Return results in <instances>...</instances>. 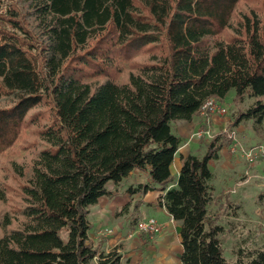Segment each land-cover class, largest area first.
Wrapping results in <instances>:
<instances>
[{
    "label": "trees",
    "instance_id": "obj_1",
    "mask_svg": "<svg viewBox=\"0 0 264 264\" xmlns=\"http://www.w3.org/2000/svg\"><path fill=\"white\" fill-rule=\"evenodd\" d=\"M232 90L254 100L232 127L264 135V0H0V264H122L89 215L134 171L126 193L182 223V264H264V246L228 261L210 213L227 132L172 175L173 123Z\"/></svg>",
    "mask_w": 264,
    "mask_h": 264
},
{
    "label": "crops",
    "instance_id": "obj_2",
    "mask_svg": "<svg viewBox=\"0 0 264 264\" xmlns=\"http://www.w3.org/2000/svg\"><path fill=\"white\" fill-rule=\"evenodd\" d=\"M200 121L199 114L191 122L180 121V130L186 129V132H194L195 126ZM227 122L228 118H216L214 127L216 130L221 131ZM248 125L249 131L245 130L244 123L236 127L244 146L249 145L253 142L252 139L257 138V134L253 130V122L248 121ZM242 133L244 134L242 135ZM185 134L179 133L176 135L181 138ZM183 138L185 139V137ZM200 145L201 141L198 139L190 137L185 140L172 166V175L175 179L180 174L182 159L190 154L199 156ZM205 152L206 145L202 149L203 155ZM219 156L218 160L211 161L209 164L214 173L215 201L212 205H214L215 212L212 213V216L217 219L218 224L224 227L221 220L228 218L226 216L232 209L229 204L247 198L248 190L253 189L251 183L258 184L260 191L263 190L264 163L250 165L251 169L246 170L243 167L244 164H247L245 160L242 157L232 155L229 147L222 149ZM240 169L249 178L244 183H235L236 171L240 172ZM126 180L119 189L117 196L114 198H101L97 205L91 207L89 215L91 224L90 240L95 245L102 242L101 250L105 253L117 249L122 255V264H182L184 253L181 239L182 223L175 221L165 207L158 206L160 192H150L146 195L126 193L128 188L146 183L147 175L145 173L134 171ZM225 211H227V214L224 213ZM144 218H154L162 225V232L157 237L151 239L137 232L136 225ZM105 230H110L112 233L103 236L102 233Z\"/></svg>",
    "mask_w": 264,
    "mask_h": 264
},
{
    "label": "rangeland",
    "instance_id": "obj_3",
    "mask_svg": "<svg viewBox=\"0 0 264 264\" xmlns=\"http://www.w3.org/2000/svg\"><path fill=\"white\" fill-rule=\"evenodd\" d=\"M235 91L232 90L227 98L222 101V105L228 109V122L225 127H227L228 133L231 135H235L236 139L240 144H244L241 136L237 132L236 128L232 127L233 123L238 117L240 112L246 111L249 106L254 102L253 99L246 98L243 104H236L234 102ZM201 121L195 126L194 132L187 131L186 129L180 130V122L173 123V131L174 134L186 133L185 136H181L182 145L185 143V140L192 137L194 133L201 129H205L207 124L204 122L202 116H200ZM245 130H250L248 121L244 122ZM181 131V132H180ZM214 136L221 133V131L216 130L213 125ZM244 133H242L243 135ZM185 137V139L183 138ZM196 139V138H195ZM201 141L200 149L198 150L199 156H202V149L205 147L206 142L210 141V139H198ZM253 142L249 143V145H243L245 148H251L256 145L264 144V135L263 133L257 134L256 139H252ZM246 170L250 168V164H244L243 166ZM251 169V168H250ZM236 181L235 183H244L248 180L249 176L240 169V172L236 171ZM127 180H125L126 182ZM253 189L248 190L247 198L244 200H238L234 202L232 205V209L227 214V211L224 213L227 214L226 219H222L221 223L225 227V232L221 235V239L223 242L225 257L228 261H234V251L240 245L245 246L249 249H261L264 246V188L260 191V186L258 184H253ZM261 196H263L261 198ZM215 201V198H214ZM213 201V202H214ZM212 202V204H213ZM211 204V215L215 212L214 205ZM239 207V208H237ZM233 218V219H231ZM235 218V219H234Z\"/></svg>",
    "mask_w": 264,
    "mask_h": 264
},
{
    "label": "built area",
    "instance_id": "obj_4",
    "mask_svg": "<svg viewBox=\"0 0 264 264\" xmlns=\"http://www.w3.org/2000/svg\"><path fill=\"white\" fill-rule=\"evenodd\" d=\"M202 116L204 122L207 124L205 129H201L192 135V138L196 139H213L214 131L213 125L214 120L228 118V109L222 105V102L217 99H209L198 112ZM227 132L228 137L232 143L229 146V150L232 155L242 157L246 163L255 165L257 163H264V144L256 145L251 148H245L238 142L236 136L229 134L227 127H224L221 131ZM162 225L154 218H144L136 225L138 233L148 236L153 239L162 232ZM110 230H105L102 235L106 236L111 234Z\"/></svg>",
    "mask_w": 264,
    "mask_h": 264
}]
</instances>
